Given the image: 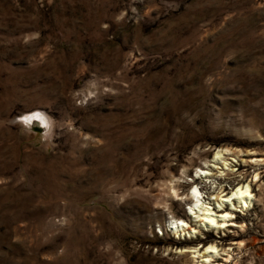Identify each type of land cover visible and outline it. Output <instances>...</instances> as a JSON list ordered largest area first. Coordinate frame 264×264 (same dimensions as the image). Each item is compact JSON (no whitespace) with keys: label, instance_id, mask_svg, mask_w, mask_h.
I'll use <instances>...</instances> for the list:
<instances>
[{"label":"rangeland","instance_id":"1","mask_svg":"<svg viewBox=\"0 0 264 264\" xmlns=\"http://www.w3.org/2000/svg\"><path fill=\"white\" fill-rule=\"evenodd\" d=\"M36 108L54 142L11 123ZM202 202L233 217L206 228ZM210 243L264 264V0H0V264H201Z\"/></svg>","mask_w":264,"mask_h":264},{"label":"bare ground","instance_id":"2","mask_svg":"<svg viewBox=\"0 0 264 264\" xmlns=\"http://www.w3.org/2000/svg\"><path fill=\"white\" fill-rule=\"evenodd\" d=\"M218 153H219V151H216L215 157H217ZM197 186L196 185L193 186L191 191H190V195L192 197L193 205H196V206L198 205V201L200 199V190L198 189ZM234 198H236L237 201L241 204L240 207H242V206L245 207L246 205H248V203L250 201V190H249L248 185L246 184V185L238 186L236 189L233 190V192L229 196H227L226 199L220 198L219 200H217L215 207L222 208V202L223 201L229 202L230 205H232L230 200L234 199ZM201 206H202L201 207L202 212H200V213L198 212L199 214H195L196 211H194L192 209V205H189L188 212L191 215V217L196 218V220L199 222V224L206 227V228H213L215 230L221 229V228L225 227L228 224L227 223L228 220H230L233 217V214L231 212L227 211L226 213H221V214L217 213L216 212L217 210L214 211L212 206L210 207L208 204H203V202H202ZM218 218H220V219L217 220ZM167 225L170 228V230H172L174 232V234H176L178 237L179 236L184 237L186 235H189V236L195 235L197 232V230L195 228H193V227L191 228L190 225H188V223L182 218L170 217L167 221ZM193 250H196V248L195 249L193 248ZM217 253H218V249H217L216 245L213 243L208 244L204 248V251L202 252L203 258L200 260L201 264H212L211 263L212 259L217 255ZM200 254H201V252H200Z\"/></svg>","mask_w":264,"mask_h":264},{"label":"clouds","instance_id":"3","mask_svg":"<svg viewBox=\"0 0 264 264\" xmlns=\"http://www.w3.org/2000/svg\"><path fill=\"white\" fill-rule=\"evenodd\" d=\"M11 123L20 125L26 133H30L34 126H39L46 142H54L57 139V129L60 127V122L57 118L43 108L22 112Z\"/></svg>","mask_w":264,"mask_h":264}]
</instances>
